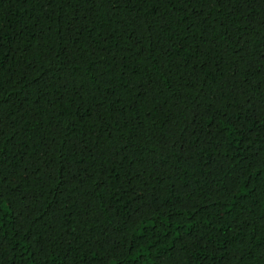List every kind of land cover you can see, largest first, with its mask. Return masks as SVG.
Returning a JSON list of instances; mask_svg holds the SVG:
<instances>
[{
    "label": "trees",
    "instance_id": "obj_1",
    "mask_svg": "<svg viewBox=\"0 0 264 264\" xmlns=\"http://www.w3.org/2000/svg\"><path fill=\"white\" fill-rule=\"evenodd\" d=\"M0 264H264V0H0Z\"/></svg>",
    "mask_w": 264,
    "mask_h": 264
}]
</instances>
